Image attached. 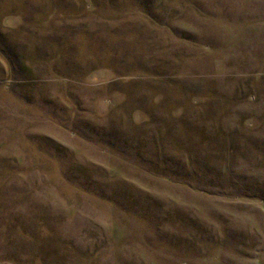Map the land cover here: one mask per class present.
<instances>
[{"label":"rangeland","instance_id":"1","mask_svg":"<svg viewBox=\"0 0 264 264\" xmlns=\"http://www.w3.org/2000/svg\"><path fill=\"white\" fill-rule=\"evenodd\" d=\"M0 264H264V0H0Z\"/></svg>","mask_w":264,"mask_h":264}]
</instances>
